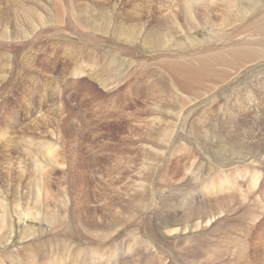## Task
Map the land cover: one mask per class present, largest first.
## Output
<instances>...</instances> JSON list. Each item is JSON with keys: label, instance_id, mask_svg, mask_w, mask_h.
<instances>
[{"label": "rangeland", "instance_id": "374dc122", "mask_svg": "<svg viewBox=\"0 0 264 264\" xmlns=\"http://www.w3.org/2000/svg\"><path fill=\"white\" fill-rule=\"evenodd\" d=\"M14 1L15 5L25 2L37 6L35 13L31 11L35 23L25 21L28 15H24V20L18 14L15 17L17 27L21 23L27 31L21 40L14 37L16 21L0 23V32L6 28L10 31L0 38V218L3 212L7 216L11 249L22 243L24 233L36 234V238L54 236L53 222L60 210L67 222L68 217L75 220L64 225L72 230L76 225L73 242L56 248L61 252L62 264H245L248 258L243 245L236 246L238 238V242H248V264H264V56L239 70L232 69L219 87L198 98L177 92L179 98L185 99L184 104L178 97H169L176 109L169 108L162 116L155 112L154 116L159 118L151 128L141 121L136 129L131 120H116L110 112H134L136 103L143 104L144 92L135 95V90L127 91L130 83H140V87L142 82L155 83L159 75L146 79L143 74L151 68L161 73L159 64L163 61L195 56L196 49L206 46L217 34L209 23L197 24L196 28L185 25L184 14L179 11L187 0H8L0 7L7 5L15 10ZM236 1L234 9L241 17L254 16L264 8V0ZM53 2L63 6L62 15H66V9H72L73 19L79 25L75 30H71L68 19L60 22ZM214 2L217 0H203L202 6L195 4L197 13L194 12L193 19L198 23L206 12H212L209 8H214ZM202 8L204 11L198 12ZM151 27L154 31L148 36ZM248 35L244 44L264 46V32ZM131 73L138 74L129 76ZM169 83L172 89L170 80ZM122 96L128 101L119 100ZM212 96L217 105L206 101ZM161 97L163 104L165 95ZM205 106L213 108L206 115L207 120L193 114L195 109L208 112ZM60 107L64 111L62 118L57 115ZM188 109L193 112L184 121ZM157 130L158 134L154 132ZM145 134L150 135L148 141L143 140ZM141 148L153 151V157L145 160ZM48 150L64 160L58 158V163L51 164ZM95 156L99 162L93 165L91 158ZM146 161L149 167L142 168L146 173L138 174ZM106 164H114L113 174L106 171ZM40 180H53L56 201L51 200L49 209L42 198L38 202L36 184ZM141 191H145L149 204L137 219L138 227L129 221L130 225H118L101 240L91 242L84 238L89 231L98 235L104 227L115 228L107 224L102 211L106 202H117L119 209L114 206L113 213L123 214L130 203L139 202ZM187 202L209 203V210L204 221L192 219L186 228L183 205ZM248 206L251 210H246ZM38 207L37 213L33 211ZM131 208L133 214L140 209ZM243 208L249 214L241 215L245 220L243 229H232ZM147 217L154 218L150 222L160 230L158 236L163 233L164 237L155 240L148 236ZM94 220L101 226L87 225ZM213 240L227 250L215 260L213 256L219 250L210 245Z\"/></svg>", "mask_w": 264, "mask_h": 264}, {"label": "bare ground", "instance_id": "6f19581e", "mask_svg": "<svg viewBox=\"0 0 264 264\" xmlns=\"http://www.w3.org/2000/svg\"><path fill=\"white\" fill-rule=\"evenodd\" d=\"M8 0H0V3H4ZM18 1V0H17ZM32 1V0H31ZM71 1V0H70ZM193 1L195 0H192V1H186L185 5L181 8V10L179 11V13H182L184 14V17L183 19L185 20V25L188 26L189 28L191 27H195L197 26V24H202L203 26H206V22L209 23V25L211 26V28H213L215 30V32L217 33L215 35V37L212 39H209L208 43L206 46H202L201 49L197 50L193 53L195 54V56H192L191 58H188V59H174V60H169V61H163L162 63H160V69H161V73L158 72L156 70V68H151L150 71L148 72H145L143 75H144V78L146 79H151L152 77L154 76H157L159 75V79L157 82L155 83H148V84H145L144 82H142L141 84V87L138 86L139 84L136 83V82H131L127 91H132V90H135L134 94L136 95L138 92H144V95L145 97H143L144 101H143V104H139V103H136L133 107H135V111L134 112H122V110L119 112L117 109V111L111 113L110 114L112 116H115L116 117V120L118 118H121V119H124L122 121H125V120H128V121H132L134 122V126L135 128L137 129V127H140V124H138V122L140 123L141 121H144V126L147 127L149 126L151 128V126L153 125V122H155L154 120H156V118L158 119L159 117H155L154 116V113L155 112H158L161 114V116L167 112V110H169V108L172 110L174 107H176L172 102L169 103V99H173L175 97H178L177 96V92H180L181 94H185V97L186 96H190V97H193V98H198L200 97L202 94L204 93H207L208 91H210L211 88L215 87L217 88L216 86H220V82L222 81H225L226 78L229 77L230 75V71L233 70H239L241 67L240 66H243L244 64H247L249 62H252V61H255L257 60L258 58H261L264 56V46L263 45H260L259 43H257L258 45H256V48L255 45H253L251 47V45H247V44H244L245 40H243L245 37H248L249 35L248 34H252V33H258V32H264V8L262 10H258L254 13V16H248V17H245L244 16H239L238 14L240 12H238V10H235L234 7L236 6L237 4V1L236 0H226L227 3H221V1L223 0H217V2H214V8L210 9V11L212 12H209L207 13L206 12V16H202V18H200L199 22L197 23L196 20L193 19L194 17V12L196 11L194 9V6L195 4H200L203 2V0H197V3H194ZM210 1H213V0H210ZM184 2V1H183ZM224 2V1H223ZM10 3V2H9ZM17 3V2H16ZM71 3V2H70ZM69 3V4H70ZM177 3V2H175ZM25 4V2H24ZM22 4V3H17L15 5V1H14V7L12 8H16L15 10H12L9 6H5V7H0V23H2L1 21H8V22H12L13 20L16 21L15 17L16 15L19 16L22 20H24L28 15V19L25 20L26 22L28 23H33V21L35 20L34 18V15L31 14L33 11V13H35V8L37 5L35 4H30L28 3L27 4ZM67 4V3H66ZM178 4V3H177ZM180 4V3H179ZM226 4V5H224ZM170 5V4H169ZM173 5V4H172ZM181 5V4H180ZM204 5V4H203ZM2 6V5H1ZM53 6L56 8V15L58 17H61L60 18V22H64L65 20L68 19V25L71 27V30H75L78 26L76 25L75 23V20L73 19L74 16L72 14V9L67 10L66 12V15H69L68 18L66 17V15H62L61 14V11H63V6L61 5H58L57 3H54L53 2ZM176 5H174L175 7ZM202 6V5H201ZM170 7V6H169ZM71 8V7H70ZM199 8V7H198ZM203 8H206L203 7ZM202 8V10H199L198 12L200 11H204V9ZM40 10V9H39ZM170 10V9H169ZM171 10L172 9V6H171ZM177 9H175L176 11ZM206 10V9H205ZM32 11V12H31ZM68 11H69V14H68ZM242 12V10H241ZM48 13V11H47ZM197 13V12H195ZM202 13V12H201ZM205 13V12H204ZM51 14V13H50ZM203 14V13H202ZM200 14V15H202ZM36 15V14H35ZM169 15H170V12H169ZM173 15V13H172ZM178 16V14H176V17ZM199 16V15H198ZM52 17V16H51ZM54 17V16H53ZM19 18V19H20ZM18 19V21H19ZM59 19V18H58ZM178 19L180 20L179 16H178ZM182 19V21H183ZM171 20V19H170ZM173 20V19H172ZM198 20V19H197ZM176 21V20H175ZM173 22V21H172ZM35 23V21H34ZM165 23V22H164ZM3 24V23H2ZM1 24V25H2ZM17 24L18 22L16 21V23H14V31H16L14 33V37L18 40H21L23 38V36H25V33L27 32H24V28H23V24L20 23L19 27H17ZM4 25V24H3ZM6 25V24H5ZM58 25V24H57ZM61 25V24H59ZM58 25V26H59ZM67 25V24H66ZM57 26V27H58ZM152 26V25H151ZM228 26H231L230 29H225L224 27H228ZM66 27V26H65ZM198 27V26H197ZM224 30H220V29H223ZM62 28V27H61ZM194 28V29H195ZM58 29H60L58 27ZM65 29V28H64ZM165 29V28H164ZM47 30V29H46ZM63 31V29H61ZM60 30V31H61ZM153 28L151 27L149 30H148V36H152V33H153ZM231 31H233V33L231 34ZM1 35H0V38L1 37H4V35L8 36L10 31L6 28L5 31L3 32H0ZM62 33V32H61ZM24 34V35H23ZM169 34V33H168ZM260 34V33H259ZM258 34V35H259ZM13 36V34H12ZM11 36V37H12ZM252 36V35H251ZM254 36V35H253ZM158 37V36H156ZM172 37V36H171ZM14 38V40H16ZM160 38V37H159ZM169 38V37H168ZM249 38V37H248ZM7 39V38H6ZM31 39V38H30ZM163 39V38H162ZM216 39V40H215ZM3 40V39H2ZM1 40V42H2ZM11 40V39H10ZM13 40V39H12ZM243 40V41H242ZM6 41V40H5ZM215 41H218L219 43H214ZM7 42V41H6ZM11 42V41H10ZM9 42V43H10ZM15 42V41H13ZM12 42V44H13ZM25 42V41H24ZM157 42V41H156ZM155 42V43H156ZM162 42V41H161ZM16 43V42H15ZM146 43V42H145ZM149 43V42H148ZM154 43V42H153ZM158 43V42H157ZM250 43V42H249ZM4 44V43H3ZM6 44V43H5ZM11 44V45H12ZM26 44V43H25ZM36 44V43H35ZM147 44V43H146ZM151 44V43H150ZM3 47V46H2ZM4 48V47H3ZM19 48V47H18ZM133 48V47H132ZM16 51V50H14ZM5 52V51H4ZM3 52V53H4ZM22 57V56H21ZM149 57V56H148ZM155 58V57H154ZM149 59V58H148ZM150 60V59H149ZM132 63V62H131ZM158 63V62H157ZM102 64V63H101ZM252 64V63H250ZM132 65V64H131ZM145 65V64H144ZM133 66V65H132ZM11 67V66H10ZM139 69V67H137ZM126 69V68H125ZM137 69V70H138ZM147 70V69H146ZM244 71V70H243ZM1 73V72H0ZM160 73V74H159ZM163 73H165L166 75H164ZM135 75V74H138V73H131L129 76H132V75ZM136 76V75H135ZM260 76V75H259ZM237 77V76H236ZM12 78V77H11ZM131 78V77H130ZM129 78V79H130ZM158 78V77H157ZM118 79V78H117ZM140 79V78H139ZM142 79V78H141ZM12 80V79H11ZM169 80L170 82L172 83V89L169 88ZM1 81V80H0ZM256 81V80H255ZM130 82V81H129ZM138 82V81H137ZM256 84V83H255ZM218 86V87H219ZM140 87V88H139ZM146 87L145 89H142ZM4 88V87H3ZM139 88V89H138ZM216 90V89H215ZM126 91V92H127ZM50 93V92H49ZM96 93V92H95ZM157 93H159L160 96H157ZM125 94V93H124ZM141 94V93H139ZM179 94V93H178ZM180 94V96H182ZM165 95V102L162 104L161 103V100H160V97ZM262 95H263V92H262ZM261 95V96H262ZM120 96V95H119ZM184 96V95H183ZM182 96V97H183ZM170 97V98H169ZM112 98V97H111ZM122 98V99H121ZM126 96H122L119 98V100H126L125 99ZM128 98V96H127ZM132 98V97H131ZM162 98V97H161ZM179 98V97H178ZM177 98V100H178ZM208 98V97H207ZM206 98V101L209 103V105H217V99L215 96H212L211 98L207 99ZM116 99V98H114ZM129 99V98H128ZM164 99V98H163ZM170 99V100H171ZM180 101L184 104L186 101L184 98H179ZM191 99V98H190ZM202 99V98H201ZM260 100V103H262V99L259 98ZM175 100V99H174ZM113 101V100H112ZM128 101V100H126ZM164 101V100H162ZM172 101V100H171ZM194 101V100H193ZM202 101V100H200ZM180 102V103H181ZM204 102L203 104H206L204 99L203 101ZM122 103V102H121ZM176 103V102H175ZM198 103H199V99H198ZM126 104V103H125ZM131 104V103H130ZM202 104V103H201ZM199 103V105H201ZM62 105V104H61ZM123 105V104H122ZM179 104H177L178 106ZM193 105H195L193 103ZM207 105V104H206ZM60 106V105H59ZM62 107V106H61ZM61 107L59 108V113L57 114L59 117L62 118L63 116V113L64 111H61ZM190 107H191V104H190ZM193 107V106H192ZM197 107V105H196ZM206 107V106H205ZM204 107V108H205ZM211 107V106H210ZM228 107V106H227ZM123 109V107H121ZM119 108V109H121ZM177 108V107H176ZM174 108V109H176ZM189 108V107H188ZM202 108V106H201ZM209 111L208 112H199L198 109H195L194 112L193 111H190L188 109V111L185 112L184 116H183V119L184 121L186 119L189 120V116H191L190 112H193V114H196L197 116L199 115L200 116H204L205 119L207 120L206 118V115H208V113L212 112L213 108H208V106L206 107ZM64 109V108H63ZM66 109V108H65ZM125 109V108H124ZM158 109V110H157ZM200 109V108H199ZM206 109V110H207ZM187 110V109H186ZM192 110V109H191ZM201 110V109H200ZM30 111V110H29ZM85 111V110H84ZM104 111V110H103ZM173 111V110H172ZM67 112V111H66ZM176 112V111H175ZM179 112V111H177ZM184 112V111H183ZM172 113V112H171ZM215 113V112H214ZM227 113V111H226ZM145 114L146 116L143 117L142 115ZM170 114V112H169ZM168 114V115H169ZM39 115V114H38ZM55 115V114H54ZM167 115V116H168ZM178 115V114H177ZM212 115V114H211ZM76 116V115H75ZM159 116V115H158ZM193 116V115H192ZM196 116V117H197ZM105 117V116H104ZM111 117V116H110ZM118 117V118H117ZM194 117V118H196ZM36 118V117H35ZM39 118V117H38ZM135 118V119H133ZM175 118V117H174ZM191 118V117H190ZM109 119V118H108ZM115 119V118H114ZM119 119V120H121ZM171 119V118H170ZM198 119V118H197ZM197 119H194V121H196ZM203 119V120H205ZM264 119V118H263ZM35 120V119H34ZM45 120V119H44ZM57 120V119H56ZM163 120V119H162ZM199 120V119H198ZM212 120V119H211ZM229 120L231 121L232 118L229 116ZM236 120V119H235ZM32 121V119H31ZM183 121V120H182ZM183 121V122H184ZM192 121V120H191ZM190 121V122H191ZM4 122V121H3ZM74 122V121H73ZM157 122H159V120H157ZM189 122V121H188ZM197 122V121H196ZM206 122V121H205ZM209 122V121H208ZM38 123V122H37ZM156 123V122H155ZM187 123V121H186ZM193 123V122H192ZM243 123V122H242ZM262 123V122H261ZM159 124V123H158ZM177 124V123H176ZM183 124V123H181ZM196 124V123H194ZM238 124V123H237ZM240 124V123H239ZM264 124V123H263ZM141 125H143L141 123ZM156 125V124H155ZM192 125V124H191ZM199 126V125H198ZM241 126V125H240ZM257 126V125H256ZM159 127V125H158ZM185 127V126H184ZM194 127V126H193ZM251 127V126H250ZM148 128V127H147ZM166 128V126L164 127ZM183 128V127H182ZM181 128V129H182ZM206 128V127H205ZM204 128V129H205ZM98 130L100 128H97ZM162 129V128H161ZM161 129H158V130H161ZM185 129V128H184ZM187 129V128H186ZM202 130V128H200ZM232 129V128H231ZM152 130V129H151ZM155 130V129H154ZM158 130L157 131H154L155 133L158 134ZM100 131V130H99ZM165 131V130H164ZM199 131V130H197ZM246 131V130H245ZM55 132V131H54ZM235 132V131H234ZM241 132V130H240ZM28 133V132H27ZM160 134V133H159ZM24 135V134H23ZM257 135V134H256ZM57 136V135H56ZM150 136V135H149ZM148 136V137H149ZM163 136V135H162ZM24 137V136H23ZM147 135L145 134V137L143 138V140H146L148 141ZM157 137V136H156ZM166 137V136H165ZM195 137V136H193ZM0 138H1V135H0ZM32 138V137H31ZM164 138V137H163ZM240 138V137H239ZM33 139V138H32ZM108 139V138H107ZM167 139V138H166ZM20 140V139H19ZM36 141V140H35ZM152 141V140H151ZM242 141V140H241ZM260 141V140H259ZM39 142V141H38ZM56 142V141H55ZM237 142V141H236ZM262 142V141H261ZM14 143V142H13ZM18 143V142H17ZM260 144V143H259ZM125 145H129L128 143H125ZM200 145V144H199ZM101 146V145H100ZM123 145H121L122 147ZM19 147V146H18ZM31 147V146H30ZM50 147V146H49ZM244 147V146H243ZM51 148V147H50ZM133 148H135V146H132L131 150H133ZM48 149V148H47ZM155 149V148H154ZM46 150V149H45ZM24 151V150H23ZM254 151V150H253ZM46 152V151H45ZM153 151H151L150 149H147V148H144L142 149L141 148V151H140V154H143V156L145 157V160L147 158V160H149L151 157H153L151 154H152ZM63 153V152H62ZM108 154V153H107ZM48 155H49V158H52L53 160L51 159H48L49 162L52 164L54 162L55 163H58V158L60 159L62 156L60 154H55V152L53 150H48ZM132 155V154H131ZM56 157V160H54V158ZM68 156V155H67ZM28 157V156H27ZM31 157V156H30ZM96 157V156H95ZM91 158V163L94 165V164H97L99 162V160L96 158ZM67 160L68 157H65ZM25 159V158H24ZM62 160H64V158H61ZM155 159V158H153ZM29 161V159H28ZM38 161V160H37ZM122 161V159H121ZM132 161V160H131ZM154 161V160H152ZM39 162V161H38ZM41 162V161H40ZM74 162V161H73ZM101 162V161H100ZM172 162V161H171ZM48 163V162H47ZM102 163V162H101ZM133 163V162H132ZM23 164V163H22ZM31 164V163H30ZM72 164V163H70ZM74 164V163H73ZM126 164H130L131 165V162H128L126 161ZM38 165V164H37ZM45 165V164H44ZM104 165V164H103ZM148 166L149 167V161L141 164L140 166V169L138 170V174H143V173H146L145 171H143V166ZM157 165V164H156ZM162 165V164H161ZM20 166V165H19ZM71 166V165H70ZM113 166L114 164L110 167L108 164H106V171L110 174L112 173V169H113ZM48 167V166H47ZM90 167V166H89ZM158 167V166H157ZM40 168V167H39ZM125 168V166L123 167ZM145 168V167H144ZM36 169V168H35ZM147 169H150V168H147ZM47 170V169H46ZM50 170V169H49ZM8 171V170H7ZM36 171V170H35ZM38 171V170H37ZM40 171V169H39ZM54 171V170H53ZM51 172V171H50ZM119 172V171H118ZM150 172V171H148ZM165 172V171H164ZM184 172V171H183ZM41 173V171H40ZM43 173V172H42ZM46 173V172H45ZM36 174V172H35ZM39 174V173H38ZM49 174V173H48ZM51 174V173H50ZM108 174V175H109ZM113 174V173H112ZM120 174V173H119ZM152 174V173H151ZM46 175V174H45ZM44 175V176H45ZM52 175V174H51ZM167 175V173H166ZM165 176V175H164ZM175 176V175H174ZM49 177V176H47ZM121 177V175H120ZM148 178V177H147ZM146 178V179H147ZM257 178V177H256ZM255 178V179H256ZM45 180L47 178H44ZM50 179V178H48ZM263 179V178H262ZM51 180V179H50ZM54 180V179H53ZM52 180V181H53ZM257 180V179H256ZM47 181V180H46ZM51 181V182H52ZM116 181V180H115ZM149 181V180H148ZM164 181V180H163ZM165 181H166V178H165ZM258 181V180H257ZM38 183L36 184V191H37V195H38V202L41 201V198L43 199L42 200V203L45 202V205L46 207L48 208L49 205H50V202L51 200L55 199L56 201V193L53 191V187H52V183H47L45 181H37ZM184 182V181H183ZM162 186V185H161ZM223 186V189L225 188V185L222 184ZM251 187V186H250ZM254 187V186H253ZM216 189L218 188V186L215 187ZM35 189V188H34ZM114 190V189H113ZM116 190H118V187L116 188ZM253 190V188H252ZM161 191V190H160ZM219 191V190H218ZM60 192V191H59ZM113 192H117V191H113ZM212 192H215V190L212 189ZM138 195L140 196L139 198V202L135 203L134 202V205H129V208L131 207H134V208H140L137 212V214H133L131 213V210L129 208H125V212L123 214L120 213H116L114 214V210H112L115 206V208H118L116 206L117 202H106V204L103 206L102 208V211L105 215V217L107 218V224H111L113 227L115 228H110V229H105L106 227L102 228L99 233H97L98 235H93L94 232L92 233V231H89V236L85 237L84 238H87L89 239L91 242H93V240L97 239V240H101L103 239V236L104 235H111V231L110 230H113V229H116V227L118 225H124L126 226L127 223H129V221H131L133 223V225H135L136 227L139 226V223L140 221H137V219L141 218V216H139L140 214L142 215L141 212H146V203H148L149 199H147L148 196H146L145 194V191H141L138 193ZM143 195V196H141ZM112 197V196H111ZM164 200V199H163ZM253 200V199H252ZM36 201V200H35ZM114 201V200H113ZM124 201V200H123ZM60 202V201H59ZM3 203V202H1ZM35 203V202H34ZM78 203V202H77ZM122 203V202H121ZM156 203V202H155ZM149 204V203H148ZM57 205V204H56ZM61 205V204H60ZM40 206V205H39ZM64 206V205H63ZM126 206V205H124ZM153 206V205H152ZM183 211H184V224L187 228V226H190L191 225V220L192 219H195V218H200V219H203V221L206 219V214L209 210V203H203L201 202L200 204L197 203V205L195 204H191L187 202L186 205H183ZM79 207V206H78ZM158 207V206H157ZM37 208V207H36ZM34 208L36 212H38V210H40L38 207V209ZM46 208V209H47ZM50 208V207H49ZM48 208V209H49ZM59 208V207H58ZM246 210L250 209V207L248 206L245 207ZM43 209V208H42ZM61 209V208H60ZM119 209V208H118ZM132 209V208H131ZM152 209V208H150ZM59 210V209H58ZM117 209H115L116 211ZM242 210V214H239L236 216V220L237 221H234L236 222V224L233 226L232 225V229H236V230H240L241 228L243 229L244 227V224L245 223H242V220H244V217L246 215V213L248 211ZM57 211V210H55ZM36 212V213H37ZM69 212V211H68ZM82 212V211H81ZM119 212V211H118ZM251 212V211H250ZM58 216H57V219L56 221H54L53 225H54V228L55 231H54V236H49V237H42V238H36L34 237L36 234H23L22 235V243L19 244L16 249H11L10 247V243H9V237L11 238L12 236H9V229H7V225L9 224L7 222V216L6 214L3 212L2 213V216L0 218V264H62L61 263V259H60V250H57L56 251V248H59L60 246L62 245H65V244H70L73 242V230L74 228L76 227L73 226V230L71 229L72 227L69 226V225H64V222L65 223H74L75 220L73 219H70L69 218V222H67L66 218H64L65 216H63L62 212L59 210L58 211ZM22 214V213H21ZM80 214V213H79ZM92 214V213H91ZM107 214V215H106ZM146 214V213H145ZM244 214V215H243ZM248 214V213H247ZM148 215V214H147ZM241 215H243L241 217ZM249 215V214H248ZM21 217V216H20ZM176 217V216H175ZM73 218V217H72ZM93 218V217H92ZM177 218V217H176ZM98 219V218H97ZM153 217H147L146 220H148V226H146L147 229H150V235L148 236H152L153 239L157 240V238L159 239V237H164L163 233L160 234V236H158L159 232L160 231L156 224L153 225L152 222L150 221H153ZM101 220V219H100ZM103 220V219H102ZM166 221V220H165ZM213 221V220H212ZM245 221V220H244ZM91 222V221H90ZM137 222V223H136ZM200 222V224H202L201 222L202 221H198ZM198 222H197V225H198ZM209 222V221H208ZM225 222V221H224ZM223 222V223H224ZM136 223V224H135ZM160 223V222H158ZM226 223V222H225ZM242 223V224H241ZM52 224V223H51ZM146 224V223H145ZM144 224V225H145ZM237 224L239 225L238 229L236 228L237 227ZM84 225V224H83ZM87 225L89 227H92V225H95L97 227H100V223H98L97 221H92V224L90 223H87ZM130 225V223H129ZM196 225V227H197ZM199 226V225H198ZM201 226V225H200ZM199 226V227H200ZM206 226V225H205ZM209 226V225H208ZM144 227V226H143ZM246 228V227H245ZM76 229V228H75ZM139 229V228H138ZM248 229V228H247ZM131 230V229H130ZM146 230V229H145ZM179 230V228H178ZM76 231V230H74ZM78 231V229H77ZM223 231V230H221ZM234 231V230H233ZM79 232V231H78ZM199 232V231H198ZM230 232V231H229ZM245 232V231H244ZM101 233V234H100ZM118 233V232H117ZM186 233V231H185ZM225 233V231H224ZM223 233V234H224ZM228 233V232H227ZM246 233V232H245ZM53 234V233H52ZM148 234V233H147ZM78 235H81V234H78ZM229 235V234H228ZM75 236V234H74ZM82 236V235H81ZM97 237V238H96ZM105 237V236H104ZM199 237V236H198ZM225 237V235H224ZM108 238V237H107ZM79 239V238H78ZM225 239V238H224ZM243 239V238H242ZM231 241V240H230ZM233 241V240H232ZM239 241V238L235 241L236 242V246L238 245H241L243 247V251L246 253V257L245 258H248V262L245 263V264H248L249 263V255L247 254V249H248V242L245 241V240H242L240 242ZM83 242V241H82ZM88 242V241H87ZM161 242V241H160ZM218 241H214L212 242V244H210L211 246H215L217 248L218 253H215V255L213 256L214 257V260L215 258H219L220 257V253L221 255H225L223 253H226L227 250L224 251V249L221 247L220 248V244L218 243ZM223 242V241H222ZM225 242V241H224ZM223 242V243H224ZM234 242V243H235ZM85 243V242H84ZM189 243V242H188ZM227 243V242H226ZM228 244V243H227ZM44 245H47L48 247L44 248ZM225 245V243H224ZM232 245V244H231ZM59 246V247H57ZM229 246H230V242H229ZM235 246V245H234ZM67 247V245H66ZM214 247V248H215ZM4 248V249H2ZM219 248V249H218ZM240 248V247H239ZM67 249V248H66ZM223 249V250H222ZM71 250V249H70ZM107 250V249H106ZM230 250V248L228 249ZM63 251H65V249H63ZM239 251V250H238ZM243 252V253H244ZM244 253V254H245ZM179 255V254H178ZM240 255V254H239ZM242 255V254H241ZM240 255V257H241ZM154 256V255H153ZM242 258V257H241ZM243 258H244V255H243ZM167 259V258H166ZM212 259V258H211ZM166 261V260H165ZM164 264V263H163Z\"/></svg>", "mask_w": 264, "mask_h": 264}]
</instances>
